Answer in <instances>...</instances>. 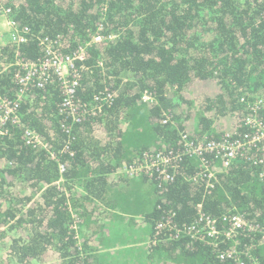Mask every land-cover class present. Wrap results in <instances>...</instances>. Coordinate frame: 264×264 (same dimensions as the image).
Listing matches in <instances>:
<instances>
[{"label": "trees", "instance_id": "trees-1", "mask_svg": "<svg viewBox=\"0 0 264 264\" xmlns=\"http://www.w3.org/2000/svg\"><path fill=\"white\" fill-rule=\"evenodd\" d=\"M5 9L29 33L20 46L0 45V117L2 99H19L15 68L3 71L17 52L45 59L47 41L65 54L86 48V58L79 122L62 111L56 81L21 100L26 126L67 165L65 183L47 150L25 144L24 128L7 123L9 134L0 137V264H102L106 224H96L93 245L87 229L98 206L90 195L87 205L71 201V183L100 194L109 211L142 217L131 222L150 227V264H264L261 234L194 241L186 231L201 212L225 232L222 218L233 212L264 230L258 152L248 150L225 171L221 156L187 155L180 137L236 141L254 132L250 119L264 120V0H0V14ZM98 33L104 40L95 43ZM161 152L172 153L173 181L128 170ZM205 164L217 173L212 186L201 175ZM119 179L128 183L111 199ZM69 204L79 207L75 218Z\"/></svg>", "mask_w": 264, "mask_h": 264}, {"label": "built area", "instance_id": "built-area-1", "mask_svg": "<svg viewBox=\"0 0 264 264\" xmlns=\"http://www.w3.org/2000/svg\"><path fill=\"white\" fill-rule=\"evenodd\" d=\"M0 16L6 17L8 24L9 40L4 37V30L2 27L5 25L0 20V42L15 44L20 46L27 42V35L29 29H19L13 18H9L10 12L3 10ZM104 40L102 34L94 37L95 43H100ZM45 45L46 58L39 61H26L20 53L17 52L16 59L12 63L6 65L3 68L4 72H7L10 68H15L13 74L14 82L19 86V99L17 101H9L8 99H2L3 113L0 117V137L9 134V131L5 130L7 123L16 127H22L24 142L28 146L39 149H49L48 143H46L42 135L37 134L36 131L28 128L23 121L21 115V100L25 94L33 88L46 89L48 85L55 81L59 83L61 93L63 96L62 111L69 116H72L75 121L79 122L81 119L82 105L76 98V92L81 82V71L83 66L79 64L83 63L86 58V48H80L71 54H65L53 47V44L47 41L42 42ZM110 96V95H109ZM146 101H154V98L150 95H145ZM257 104L256 107H258ZM169 119H165L164 123L167 124ZM248 125L253 128L254 132L244 139L236 141H225L222 143L207 142L206 140L192 141L188 136L183 133L180 134L181 140L184 143L186 154L200 159L204 162L205 154H214L222 157L223 168L225 171L234 165L239 158H241L248 150H255L259 154L257 160L260 166V177L263 180L264 185V120L258 117L252 118L248 121ZM21 130V129H20ZM50 157L52 160L58 163L60 180L58 184L65 183V175L67 171V165L62 164L57 155L51 151ZM172 153L161 152L156 156H153L147 165L134 166L128 169L132 174L139 172L157 173L162 175L165 180L173 181L175 179V172L173 171ZM201 175L207 179L208 186H212L217 180L216 171L212 170L209 165L203 166ZM74 186V184H70ZM83 189L81 188V191ZM74 218V209L69 207ZM79 221H75L74 228L77 229ZM222 222L228 224V228L221 229L219 222L207 217L204 213L200 214L199 225H193L186 229L190 237L194 241H206V238L222 240L225 236L227 238H235L238 235H251L261 234V242L264 244V230L259 225H254L247 219L246 215L241 212H233L223 216ZM226 226V225H225ZM232 257V254L229 253ZM224 257V256H221Z\"/></svg>", "mask_w": 264, "mask_h": 264}, {"label": "crops", "instance_id": "crops-1", "mask_svg": "<svg viewBox=\"0 0 264 264\" xmlns=\"http://www.w3.org/2000/svg\"><path fill=\"white\" fill-rule=\"evenodd\" d=\"M7 23V21H6ZM5 23V24H6ZM4 24V22H3ZM115 178H113L110 182L114 181ZM118 181V183H120V186L118 187L119 189H114L110 191V195H108L109 198L113 199L116 197V193L117 191H121L126 185V182H123V180L119 179L116 180ZM111 187V186H110ZM85 186L82 185V189L84 190V192H78L77 194L73 193V197L70 199L72 201V199H77V198H81L82 200L78 201L79 203H83L85 205H87L89 203V201H86L83 197L87 195H90L91 199L93 201L96 202L97 206V210L95 212V214H93V220L95 221L94 224L91 225L90 229H87V232L91 235L94 234L95 231V226L96 229L99 231V228L97 227L98 224H106L104 229V234L102 237V242H99L100 239H96L97 242L101 243V245L103 244L105 246V248L103 249L104 252L102 253V256L109 261L112 262H116L119 260H124V257H126V259H130L132 257L135 258V263L134 264H145V260H147V263L149 262V258L148 255L150 253H148V251H146L147 247L145 245V243L147 242L146 240L150 237L148 235V233L141 227L134 225L131 222V218H135V219H139L142 218L140 215H134L131 213L128 214V211H123L120 210L118 208L116 209H112V210H108L105 208L104 204L101 203V201H98V198L100 199V194L99 196L95 197L92 196L89 192L87 193V189H84ZM97 191H99V189H97L95 191V193H98ZM80 194V195H79ZM70 201V202H71ZM104 202V201H103ZM105 203H108V200H106ZM112 202H110L111 204ZM72 204V202H71ZM70 207V204H69ZM100 207V210H99ZM72 208L75 210L78 207L75 208L72 206ZM103 208L105 210H107V212L105 210H103ZM79 211V210H78ZM102 212L101 215H98V213ZM111 215H110V213ZM144 219V218H143ZM97 224V225H96ZM104 224V225H105ZM122 224L124 226H122ZM115 225H119L117 227H115ZM139 225V224H138ZM143 230L145 232V234H147L146 236L143 235V233H141L139 230ZM96 237H99V234H95ZM95 236H91V241L92 244L94 245V239ZM149 236V237H148ZM129 240V243L127 245H124L126 243V241ZM99 243H95V244H99ZM102 250V251H103ZM148 258V259H147Z\"/></svg>", "mask_w": 264, "mask_h": 264}, {"label": "rangeland", "instance_id": "rangeland-1", "mask_svg": "<svg viewBox=\"0 0 264 264\" xmlns=\"http://www.w3.org/2000/svg\"><path fill=\"white\" fill-rule=\"evenodd\" d=\"M0 20H1V22L3 23H6V17H4V16H0ZM6 25V27L8 28V24L6 23L5 24ZM4 30H6V31H3V33H4V37H5V39H7V40H9V35H8V31H7V28H5V27H2ZM4 43H6V42H4ZM2 43L0 42V45H1ZM3 45V44H2ZM4 164L0 161V167L1 166H3ZM128 183V182H127ZM72 188H70V189H73L72 190V193H74V194H77L78 192H80L81 191V188H82V185L80 186V185H78V184H75L74 183V186H71ZM67 189L70 191V189L67 187ZM132 191V188H130V192ZM144 193V190H139V191H136V194H137V196H139V195H142ZM139 224V225H138ZM138 224H137V226H139V227H141V228H143L146 232H148V235H149V232H150V227H149V225H146L145 223H143V222H138ZM134 225H136V224H134ZM117 226H119V225H115V227H117ZM122 226H124L123 224H122ZM141 233H143V235H147V234H145V232L141 229V230H139ZM149 237V236H148ZM147 241V240H146ZM129 243V240L128 241H126V243L124 244V245H127ZM147 243V242H146ZM132 258H134V257H132ZM100 261H101V263L102 264H108L109 262H112V261H109V260H107L106 259V256H105V258L103 257V256H101L100 257ZM145 264H150V262H148L147 263V260H145Z\"/></svg>", "mask_w": 264, "mask_h": 264}, {"label": "water", "instance_id": "water-1", "mask_svg": "<svg viewBox=\"0 0 264 264\" xmlns=\"http://www.w3.org/2000/svg\"><path fill=\"white\" fill-rule=\"evenodd\" d=\"M3 27L7 28L6 25H4ZM8 29V28H7Z\"/></svg>", "mask_w": 264, "mask_h": 264}, {"label": "clouds", "instance_id": "clouds-1", "mask_svg": "<svg viewBox=\"0 0 264 264\" xmlns=\"http://www.w3.org/2000/svg\"><path fill=\"white\" fill-rule=\"evenodd\" d=\"M85 189V188H84ZM83 192H84V190H83Z\"/></svg>", "mask_w": 264, "mask_h": 264}, {"label": "bare ground", "instance_id": "bare-ground-1", "mask_svg": "<svg viewBox=\"0 0 264 264\" xmlns=\"http://www.w3.org/2000/svg\"><path fill=\"white\" fill-rule=\"evenodd\" d=\"M228 239V238H227ZM230 239V238H229Z\"/></svg>", "mask_w": 264, "mask_h": 264}]
</instances>
